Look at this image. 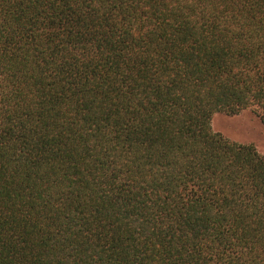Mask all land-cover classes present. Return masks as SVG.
<instances>
[{"label": "trees", "instance_id": "trees-1", "mask_svg": "<svg viewBox=\"0 0 264 264\" xmlns=\"http://www.w3.org/2000/svg\"><path fill=\"white\" fill-rule=\"evenodd\" d=\"M264 0H0V264H264Z\"/></svg>", "mask_w": 264, "mask_h": 264}, {"label": "rangeland", "instance_id": "rangeland-1", "mask_svg": "<svg viewBox=\"0 0 264 264\" xmlns=\"http://www.w3.org/2000/svg\"><path fill=\"white\" fill-rule=\"evenodd\" d=\"M211 127L232 141L253 144L264 154V126L253 112L243 111L235 116L216 114L212 117Z\"/></svg>", "mask_w": 264, "mask_h": 264}]
</instances>
